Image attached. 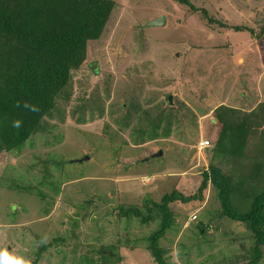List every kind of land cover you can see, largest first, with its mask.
<instances>
[{
    "label": "rangeland",
    "instance_id": "rangeland-1",
    "mask_svg": "<svg viewBox=\"0 0 264 264\" xmlns=\"http://www.w3.org/2000/svg\"><path fill=\"white\" fill-rule=\"evenodd\" d=\"M113 1L103 33L88 42L86 58L73 72V92L61 107L64 121L51 118L53 127L31 136L19 152L0 154V250L31 264H83L82 257L97 259L98 245L109 243L119 251L109 264H152L145 241L132 240L152 226L120 217V206L142 211L173 189L193 193L211 162L228 170L231 158L214 154L221 123L213 110L220 104L247 109L255 89L264 101V0H190L196 10L173 0ZM203 9L253 32L209 24ZM159 16L162 25L144 26ZM91 97L106 109L92 120L85 113V123H77L75 106ZM124 101L138 102L129 111L141 114L146 130L148 116L152 121L157 113H169L170 135L133 142L136 132L118 128L108 113L111 104L118 110ZM203 140L209 144L200 146ZM249 143L239 159L244 173L264 159L256 152L260 144ZM170 208L181 222L161 239L172 248L166 253L170 264H246L243 254L252 241L241 223L220 216L212 184L200 206L176 201ZM57 236L65 238L61 252L42 249Z\"/></svg>",
    "mask_w": 264,
    "mask_h": 264
},
{
    "label": "trees",
    "instance_id": "trees-1",
    "mask_svg": "<svg viewBox=\"0 0 264 264\" xmlns=\"http://www.w3.org/2000/svg\"><path fill=\"white\" fill-rule=\"evenodd\" d=\"M173 1L197 9L190 0ZM115 6L113 0H0V154L19 152L31 136L50 128L52 124L48 120L51 118L64 121L65 113L61 107L68 103L73 92V72L84 62L88 42L100 38ZM202 11L209 24L234 31L253 32L250 27L230 25L217 17H211L206 9ZM259 29V33H264V23ZM104 91L108 93L107 89ZM24 102L38 107L39 111L25 109ZM93 103L95 105L91 107ZM137 105L138 102L124 101L119 104L118 110H114L111 104L108 113L114 117L118 128L128 126L132 132H136L131 138L133 142L167 138L171 133V115L157 113L152 121L148 116L149 128L146 130L141 114L135 109L129 111ZM166 105H170L169 98L166 99ZM105 109L101 101L91 97L81 106H75L73 111L79 115L76 122L85 123V113H92L88 117L92 120L94 112L101 115ZM213 111L221 123L213 147L214 154L219 156L224 153L231 158L228 170L223 169L218 162H211L202 171V178L193 193L185 195L173 189L163 193L158 200H151V205L142 211L137 206H120V217L126 216L129 221L136 219L146 227L152 226L147 234L142 237L139 234L132 239L134 243L145 241L143 250L151 256L152 264H170L166 253L172 248L162 246L161 239L176 232L181 224L170 205L179 201L196 202V206H200L209 183L217 191L220 216L241 223L246 230L245 236L252 241L243 254L248 258L246 264H259L263 259L264 159L256 166L250 164L247 173H244L245 165L239 159L247 154L245 150L251 147L249 142L253 146L260 144L256 152L264 158V101L246 112L224 104L218 105ZM116 112L120 113L119 117L114 114ZM16 120L22 121L19 129L12 126ZM107 136L115 138L113 131H108ZM118 137L122 144L127 143L124 137ZM257 186L262 189L258 191ZM37 193L42 198L45 196L39 190ZM90 202L91 199H88ZM204 229L205 226H198L200 234H203ZM142 231L145 232V229ZM64 240V237L57 236L44 244L42 249L46 251L54 247V253L58 254L62 251L59 242ZM96 251L99 255L97 259L85 256L79 262L109 264L111 254L114 258L119 257L114 243L99 244ZM220 262L215 261L214 264ZM32 264H36L35 261ZM59 264H63V261Z\"/></svg>",
    "mask_w": 264,
    "mask_h": 264
},
{
    "label": "clouds",
    "instance_id": "clouds-1",
    "mask_svg": "<svg viewBox=\"0 0 264 264\" xmlns=\"http://www.w3.org/2000/svg\"><path fill=\"white\" fill-rule=\"evenodd\" d=\"M17 106L18 107L20 106L19 102L17 103ZM23 107L33 112L39 111L38 107L31 105L28 102H24ZM12 126L16 129H19L22 126V121L20 120L13 121ZM193 219H195V215ZM0 264H31V261L23 258H18L10 254L7 250H0Z\"/></svg>",
    "mask_w": 264,
    "mask_h": 264
},
{
    "label": "crops",
    "instance_id": "crops-1",
    "mask_svg": "<svg viewBox=\"0 0 264 264\" xmlns=\"http://www.w3.org/2000/svg\"><path fill=\"white\" fill-rule=\"evenodd\" d=\"M255 94H254V97H255V99H254V101L251 103V105H249V108H245V107H242V106H233V107H236V108H239V109H241V110H243V111H249V110H251V109H254V107L257 105V103L258 102H261L262 101V98H260V94H259V91H257L256 89L253 91ZM245 96V95H244ZM243 97V96H242ZM242 102H243V104H247L246 103V99H243V100H241Z\"/></svg>",
    "mask_w": 264,
    "mask_h": 264
},
{
    "label": "water",
    "instance_id": "water-1",
    "mask_svg": "<svg viewBox=\"0 0 264 264\" xmlns=\"http://www.w3.org/2000/svg\"><path fill=\"white\" fill-rule=\"evenodd\" d=\"M164 21H165L164 16H159V17H155V18L149 20L148 22H146V24L144 26H147V27L158 26V25H162L164 23ZM170 102H171V99H170ZM158 154H161V151H159L157 153V155Z\"/></svg>",
    "mask_w": 264,
    "mask_h": 264
},
{
    "label": "built area",
    "instance_id": "built-area-1",
    "mask_svg": "<svg viewBox=\"0 0 264 264\" xmlns=\"http://www.w3.org/2000/svg\"><path fill=\"white\" fill-rule=\"evenodd\" d=\"M209 144V141L208 140H203V141H200V146H207Z\"/></svg>",
    "mask_w": 264,
    "mask_h": 264
}]
</instances>
